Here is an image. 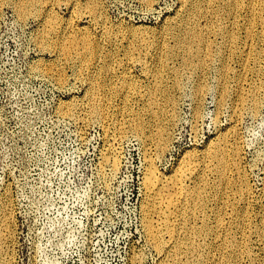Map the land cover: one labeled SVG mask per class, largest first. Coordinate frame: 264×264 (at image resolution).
I'll list each match as a JSON object with an SVG mask.
<instances>
[{
	"label": "rangeland",
	"instance_id": "rangeland-1",
	"mask_svg": "<svg viewBox=\"0 0 264 264\" xmlns=\"http://www.w3.org/2000/svg\"><path fill=\"white\" fill-rule=\"evenodd\" d=\"M261 1L0 0V264H167L145 225L148 160L170 178L168 190L184 170L183 189L205 193L187 223L206 233L181 264L218 262L223 199L235 210L233 220L225 215L226 242L241 247L223 263L264 264ZM190 16L217 27L188 58L181 37ZM239 87L247 99L260 90L257 108L242 103ZM222 141L237 162L223 188L218 163L202 166Z\"/></svg>",
	"mask_w": 264,
	"mask_h": 264
},
{
	"label": "bare ground",
	"instance_id": "bare-ground-1",
	"mask_svg": "<svg viewBox=\"0 0 264 264\" xmlns=\"http://www.w3.org/2000/svg\"><path fill=\"white\" fill-rule=\"evenodd\" d=\"M250 13H251L250 17L256 16V12H255L254 8H250ZM259 14L261 17L262 24L264 26V0H262L260 2ZM195 18L190 16L189 22H187L185 29H184V32L182 33L183 37H181L183 39V46H185L184 49H185V52H186V55L188 58L193 56L195 53L193 50H187V49L192 48L195 44L203 42L205 40V38H207L213 30L216 31L215 28L217 27V25L215 27H213L209 23H207L205 25H200L199 21H196ZM252 22H253V20H251L250 23L247 25V27H248L247 30H248L249 36H251L253 31L255 30V26L253 25ZM218 28H220V26H218ZM262 33L264 35V32H262ZM229 37L233 38L232 35H230ZM78 41H79L78 39L71 40V42H70L71 46H75V43ZM82 41L86 45L87 48H90V40L88 38H84ZM94 51L95 50H93L92 52H94ZM228 74H229V69L225 68L223 70L224 77L226 78V75H228ZM158 89H159V84L157 83L155 90H158ZM238 90H241L238 93L241 96V100H242L243 104L248 103V105L250 107H253L254 109L258 107V105L260 103V90L257 87H254L251 89V94L249 93L250 95H249L248 99H247V96L244 97L245 95L244 96L242 95V90H243L242 87H239ZM197 95H199V94H197ZM94 108L97 109V104H93V109ZM96 109L94 110L95 114L97 113ZM99 113L101 116H104V119L107 118L106 112L104 110L101 109V111H99ZM173 114H174L173 112L170 113V119L172 117H174ZM138 120L139 119H136L133 122V124L131 125V128L133 129V131H135L137 133H141V131H143V129H144V126H143L142 122L138 121ZM161 127L162 128L160 129V132H159V135L157 138V148L160 151L165 148V146L167 144V139H168V132H167L168 126L163 123L161 125ZM237 154L238 153L236 152V156H235L236 158H237ZM229 156H230V152H229L228 146L222 141L221 143H219V145L215 146L213 149H207L205 151V154H204L203 160H202V166L204 168H207V167L210 168L211 166L213 167V161H216L218 163L216 171L218 173L220 186L222 188L229 185L230 183H232L230 180V173L232 172V170L235 169L236 164H237L236 161L230 162L228 160ZM151 159H153V158H151ZM148 161H149V163H148L147 169H145L146 170V176H145L146 177V180H145L146 192H145V194H147L146 196L148 197V199H147L148 200V202H147L148 206H146V208H145L146 209V212H145L146 213V217H145L146 224L145 225L147 228L146 230L149 234L150 240L157 247L162 246L165 248L164 249L165 251H163V252H164L165 256L169 257V259H167V261H168L167 264H181V263H183L184 254H186L188 252L195 253V252L200 250L199 249L200 248V242H198L199 240H197V237L199 238L200 235L206 233V228H200L198 226H193V227L188 226V223H187V220L189 221L191 217L195 216L196 214L198 215L202 212V210L205 206V198H206L205 193H204V190L200 189V188L194 189L190 192H188V190H187L188 188L183 189L186 187H183L184 183L182 184V177L185 174L184 170L182 168H181V170H183V172H180V173L176 172V175L171 177V180L174 184L173 187H175L176 190L175 189L168 190L166 187H164L165 186V184H164L165 178L168 176L163 175L164 173L158 172L157 167H156L153 160H148ZM189 163H192V162H189ZM185 164H188V163H185ZM112 165H113V167H117L118 162L116 159L113 160ZM189 166H192V165L190 164ZM189 168H191V167H189ZM188 169L186 170V172L188 171ZM171 180H170V182H171ZM242 183H244V182H242ZM226 188H224V190ZM241 191H243L241 194L242 197H246L247 196V192H246L247 190L245 188V185H243L241 187ZM164 205H166V207ZM180 211H181L180 214L182 215V218L173 217L175 219L174 220L172 219L173 221H170L169 215L172 214V215L178 216V212H180ZM219 211H220L219 217H218L219 221L217 223V229H216V231L214 230V233L216 235V241L219 242L221 240H224V243H221L219 245V251L220 252H219V256H218V262L215 264H224L223 263L224 259L226 261L225 252L231 251L235 254V257H237V252H239V248H241V247H238L237 245H231V244H228L226 242L228 239L227 231L229 229L228 226L231 224V223L229 224L231 218L226 219L225 215H230L231 214L230 212L232 211L233 215H231V217L233 220L234 219V212H235L233 204L230 203L229 199H226V200L223 199V205ZM155 214L162 217L161 220L167 222L166 225H164V224L163 225L167 228L168 234L170 236L169 239H167V240L164 239L163 235L161 234L162 229L159 228L155 224V222H154V220H156V219H154ZM184 218L186 221L184 220ZM159 220H160V218H159ZM159 220H158V222H159ZM242 220H241L242 223L246 222L245 217L242 218ZM184 221H185V223H184ZM158 222H157V224H158ZM183 230L185 231L184 232L185 234L183 233L184 236L182 235ZM263 233H264V231H263ZM229 245H231V246H229ZM235 257H234V259L228 260V261H230V262L235 261V260L238 261V258L235 259ZM186 261H185V263H186ZM229 264H241V263L235 262V263H229Z\"/></svg>",
	"mask_w": 264,
	"mask_h": 264
}]
</instances>
